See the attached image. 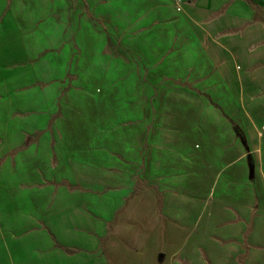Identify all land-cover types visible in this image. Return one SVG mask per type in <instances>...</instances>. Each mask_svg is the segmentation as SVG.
<instances>
[{"label":"crops","instance_id":"0c3cea01","mask_svg":"<svg viewBox=\"0 0 264 264\" xmlns=\"http://www.w3.org/2000/svg\"><path fill=\"white\" fill-rule=\"evenodd\" d=\"M0 264H264V0H0Z\"/></svg>","mask_w":264,"mask_h":264},{"label":"rangeland","instance_id":"374dc122","mask_svg":"<svg viewBox=\"0 0 264 264\" xmlns=\"http://www.w3.org/2000/svg\"><path fill=\"white\" fill-rule=\"evenodd\" d=\"M65 41V42H63ZM60 48L59 52L55 53L56 58L58 59V62L60 64V83L58 87L60 88V93L61 94H74V93H79V94H87V95H93L100 97L104 94H110L111 96H123V95H130L131 93V88H133L132 84V79H126V82L123 84V82H117L115 76L113 79L108 78L109 82H106L105 80L98 79L95 77L94 81L91 84H82V82H76L75 78H72L74 73L73 65L76 64L77 56L74 55L75 53L72 52V48L74 47L73 45H70L69 38H61L60 39ZM73 53V54H72ZM71 66V67H70ZM111 92V93H108ZM132 98V96H130ZM128 104H131L132 101L128 100ZM118 102L111 101L110 104H117ZM124 105H126L125 101L122 102ZM121 104V101L119 102V105ZM111 111V110H110ZM110 119L111 123L117 125V123L114 122V114H111L110 112ZM118 115V120L116 119V122L118 121L119 124H121L120 121L121 117L124 119H130L132 117V114H126L125 112L122 113L119 111L117 113ZM133 122V120H132ZM147 142V140H146ZM147 144V143H146ZM146 147V146H145ZM146 149V148H145ZM146 158V155L144 156ZM248 162H252L250 158H248ZM251 169L253 172V165L251 163ZM142 186H140V189Z\"/></svg>","mask_w":264,"mask_h":264},{"label":"built area","instance_id":"2783aa9c","mask_svg":"<svg viewBox=\"0 0 264 264\" xmlns=\"http://www.w3.org/2000/svg\"><path fill=\"white\" fill-rule=\"evenodd\" d=\"M176 2H177V3H181V2H182V0H176Z\"/></svg>","mask_w":264,"mask_h":264}]
</instances>
